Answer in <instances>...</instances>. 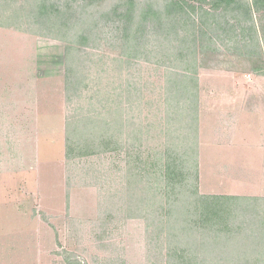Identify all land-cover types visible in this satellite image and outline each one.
Masks as SVG:
<instances>
[{
	"label": "rangeland",
	"instance_id": "374dc122",
	"mask_svg": "<svg viewBox=\"0 0 264 264\" xmlns=\"http://www.w3.org/2000/svg\"><path fill=\"white\" fill-rule=\"evenodd\" d=\"M33 5L0 0V264H68L67 257L76 264H165L161 251L147 244L145 219H128L122 203L131 166L134 175L152 171L155 190L161 132L179 127L164 114L165 69L121 56L112 22L101 19L94 28L98 40L92 38L98 48L83 50L75 67L84 88L70 91L67 44L30 26ZM16 12L22 18L4 19ZM227 43L198 57V189L201 195L264 197V64L244 43L235 49ZM120 101L121 130L108 113ZM88 116L113 124V143L119 136L128 143L68 159L67 123ZM148 130L149 145L134 141Z\"/></svg>",
	"mask_w": 264,
	"mask_h": 264
},
{
	"label": "trees",
	"instance_id": "16d2710c",
	"mask_svg": "<svg viewBox=\"0 0 264 264\" xmlns=\"http://www.w3.org/2000/svg\"><path fill=\"white\" fill-rule=\"evenodd\" d=\"M32 1L34 5L27 11L34 21L30 26L57 33L67 44L64 58L70 91L77 93L84 88L75 67L83 50L98 48L92 38L98 40L94 28L101 19H108V25L112 22L121 56L154 62L165 69L164 114L180 121L179 127L174 132H161L155 190L150 187L152 171L139 170L134 175L131 166L130 187L122 196L126 217L145 219L151 250H160L165 264H264V197L201 195L198 189V57L218 50V42L228 41L226 46L232 44L234 49L244 43L250 49L249 56L259 55L264 64V0H117L106 11L102 7L108 0ZM21 15L10 13L4 19L17 20ZM221 33L229 34V38L221 39ZM257 71L260 73V68ZM117 106L108 113L116 115L115 125L121 130L125 127L124 108L122 102ZM113 127L98 116L68 122V159L119 151L128 140L119 136L113 143ZM148 131L134 136V141L149 145ZM150 201L154 203L148 209ZM66 260L76 264L69 257Z\"/></svg>",
	"mask_w": 264,
	"mask_h": 264
}]
</instances>
